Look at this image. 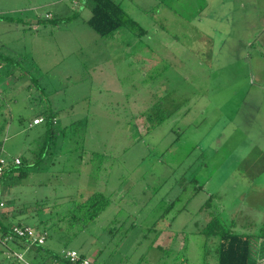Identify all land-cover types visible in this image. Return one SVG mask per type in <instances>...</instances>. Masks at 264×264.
I'll return each instance as SVG.
<instances>
[{
	"label": "rangeland",
	"instance_id": "1",
	"mask_svg": "<svg viewBox=\"0 0 264 264\" xmlns=\"http://www.w3.org/2000/svg\"><path fill=\"white\" fill-rule=\"evenodd\" d=\"M115 1L140 28L101 37L83 0H0L2 154L40 151L37 117L62 131L56 157L4 190L20 212L4 211L40 230L52 213L55 255L217 264L213 216L251 236L264 226V0ZM94 192L111 199L94 223L53 226L69 209L54 205ZM252 239L262 264L264 239ZM21 253L27 263L0 241V264L38 263Z\"/></svg>",
	"mask_w": 264,
	"mask_h": 264
},
{
	"label": "trees",
	"instance_id": "2",
	"mask_svg": "<svg viewBox=\"0 0 264 264\" xmlns=\"http://www.w3.org/2000/svg\"><path fill=\"white\" fill-rule=\"evenodd\" d=\"M76 1L78 4V0ZM83 2L85 6H90L92 11L91 18L86 21L87 25H89L101 37H112L122 28L128 26L132 28H140L137 22H135L125 12L122 5L117 3L115 0H83ZM40 118L43 119L42 123L36 125L33 123L31 124V126H39L44 123L46 125V128L42 130V133H39V135L42 134L41 136L44 137V144L40 151L36 154L31 152L32 154H30L29 158L24 156L20 157L21 163L19 165L11 166L4 172L1 186L2 194L3 199L6 201V205L13 209L12 213L16 211L20 212L19 210L21 209V206L17 204L18 200H16V196H14V201H7L4 190L7 191L10 189L11 191V188L16 186V184H13L14 182L19 181L28 175V169L40 165V163H42V161H46L47 158L54 159L56 157V152L54 150L57 147L58 137L62 132L60 129L56 128L57 117L56 115L51 114L45 117H37L36 119L38 120ZM2 148L3 144L0 142V155H2ZM47 201L48 200L45 199L41 202L31 204V206H26L27 211L32 209L38 210V207L44 210L48 205ZM210 201L211 198L204 204L203 209H210ZM64 204L69 206V209L66 211V214H64L65 212H62L60 216L57 217L58 221L54 222L53 226H63L65 230H67V228H73L77 225L82 228H86L94 223L110 206L111 199L104 193L94 192L83 201H68L67 203H59L54 205L53 208ZM51 215L52 213L50 216ZM16 216L17 215L13 214L9 216L8 213L0 210V241L6 249L10 250L12 253L15 251H27L30 254L32 261H37V264H67L63 254L55 255L44 249L46 241L42 245L37 243L32 244L29 237L19 238L14 235L11 241L4 242L5 237L11 234L12 226H28L24 225L21 220L16 224H12L10 220L14 219ZM50 216H48L46 220L41 219L40 223L44 228L42 230L38 227L33 228L29 226L36 230V235H44L46 240L48 238L47 230L51 220V218H49ZM204 232L208 236L214 235L219 239L217 264H259L253 259L255 246L252 238H259L263 240L264 226L257 235L251 236L237 233L233 227L225 228L221 219L213 216ZM262 242L264 244V241ZM82 257L86 258L87 256L82 254ZM14 260L19 262L16 259ZM94 264H96L95 260ZM262 264H264V261Z\"/></svg>",
	"mask_w": 264,
	"mask_h": 264
},
{
	"label": "built area",
	"instance_id": "3",
	"mask_svg": "<svg viewBox=\"0 0 264 264\" xmlns=\"http://www.w3.org/2000/svg\"><path fill=\"white\" fill-rule=\"evenodd\" d=\"M75 3L77 1L75 0ZM50 15H48V18ZM43 119H36L35 120V125L42 123ZM34 124V123H33ZM21 163L20 158H7L3 154L0 155V210L4 211L7 207L6 201L3 199V194H2V182H3V176L4 172L9 169L11 166L19 165ZM36 231L29 227V226H12L11 234L6 236L4 239V242H9L13 239V236L16 235L19 238H27L29 237L31 240V243H37V244H44L46 239L44 235H36ZM10 257L18 260L19 262L22 263H27L25 261L24 254L21 252H14ZM63 257L66 260L67 264H94V261L92 259H89L88 257H82V254L79 253L76 250H69L66 252H63ZM30 264V263H29Z\"/></svg>",
	"mask_w": 264,
	"mask_h": 264
},
{
	"label": "crops",
	"instance_id": "4",
	"mask_svg": "<svg viewBox=\"0 0 264 264\" xmlns=\"http://www.w3.org/2000/svg\"><path fill=\"white\" fill-rule=\"evenodd\" d=\"M48 15H50V18H52L51 14H47V15H46V16H47V18H48Z\"/></svg>",
	"mask_w": 264,
	"mask_h": 264
}]
</instances>
